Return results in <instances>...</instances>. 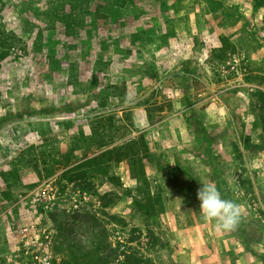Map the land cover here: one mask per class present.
<instances>
[{
  "label": "rangeland",
  "instance_id": "374dc122",
  "mask_svg": "<svg viewBox=\"0 0 264 264\" xmlns=\"http://www.w3.org/2000/svg\"><path fill=\"white\" fill-rule=\"evenodd\" d=\"M2 1V27L20 43L0 68V238L7 246L0 264H65L71 240L86 243L90 237L75 212L94 215L109 230L110 242L153 264H264L235 235L242 231L264 257V132L253 128L249 98L262 87L246 82L264 57V9L255 10L252 0H221L233 13L222 22L205 14L203 4H191L182 12L188 20L174 13L173 35L164 46L155 37L165 30L166 17H174L165 7L172 0H127L122 9L100 0L89 6L97 20L85 16L84 28L73 33L45 15L46 0ZM225 39L234 50L219 58L210 51ZM71 74L80 85L72 84ZM110 85L118 88L111 93ZM140 106L147 117H135ZM100 118L116 130V144L143 134L152 153L194 168L199 189L211 184L222 199L237 203L235 230L218 232L213 220L203 218L199 201L198 210L188 209L172 184L155 175L148 177L163 208L155 223L146 220L130 197L137 196V183L123 163L115 167L121 186L94 180L98 190L118 198L104 211L96 197L60 180L101 152L92 134ZM208 129L210 144L201 133ZM148 230L157 237L154 247Z\"/></svg>",
  "mask_w": 264,
  "mask_h": 264
},
{
  "label": "trees",
  "instance_id": "16d2710c",
  "mask_svg": "<svg viewBox=\"0 0 264 264\" xmlns=\"http://www.w3.org/2000/svg\"><path fill=\"white\" fill-rule=\"evenodd\" d=\"M100 0H46L49 8L45 14L51 18L53 22L59 21L63 23L66 29L71 28V33L82 30L84 28V18L87 15H92L93 20H97V11L89 12L91 3H96ZM253 8L255 10L264 9V0H252ZM112 7L119 9L125 8L127 0H111ZM193 5L203 4L204 12L207 15L215 18H221L222 22H227L233 15L230 12L231 7L224 6L221 0H172L167 3L165 7L174 16L178 15L181 11V16L178 15L180 20H188L187 15L183 10L185 8H192ZM7 12L6 4L0 0V68L1 63L8 57L9 51L20 43L19 38L12 32L4 30L1 20ZM236 14V13H235ZM238 17H241L240 13ZM157 18V17H156ZM174 17H166L165 30L155 39L160 40L162 45L168 44V36L173 35ZM251 37L255 38V33L247 26H242ZM147 41H153L152 35H146L144 31L139 33ZM256 39V38H255ZM234 50V47L225 39L221 41V47L218 49H211L210 52L219 53L217 57L221 58L228 50ZM257 75L248 77L247 83H255L262 87L250 94V104L253 108L255 122L253 128L260 129L264 132V57L262 64L254 67ZM72 76V74H71ZM73 83L77 84L78 76L73 75ZM72 82V81H71ZM117 85H110L108 89L111 91L116 90ZM114 92V91H113ZM97 96V93H94ZM112 97H116L114 93ZM122 97V93L117 98ZM102 107L107 106L105 98L99 101ZM121 103H117L111 108L120 107ZM120 109V108H119ZM123 110L122 108L120 109ZM101 118L98 120L97 125L93 128V144H96L101 151L93 157L87 158L78 162L71 168L67 169L60 176V180L67 184L78 187L80 190L87 192L92 197H96L100 201L101 210H105L115 204L118 198H113L111 191H100L96 188L94 180L100 176L104 181L113 186H121L119 177L115 174V167L123 163L129 176L137 183L136 192L137 196L130 195L136 210L146 220L155 223V217L160 213L163 208L162 197L154 186V181L148 175H155L156 178H163L172 184L177 194L185 201L186 207L191 210H198L197 191L199 189L197 174L191 166L181 164L178 157H174L175 164L171 165L165 158L162 152L152 153L147 141L143 134L138 135L134 139H129L125 142L116 144L115 131L110 127H104L101 124ZM202 130V128H201ZM205 143L210 144L211 138L206 131H202ZM250 137V134L248 135ZM95 138V139H94ZM92 143V142H91ZM184 161L192 162L190 156L186 157ZM86 217V220L84 218ZM75 221L81 220L87 223L89 230V238L87 242L77 239L67 245L68 260L64 261L65 264H153L150 258L141 255V253L131 247L121 244L120 242L109 241V230L105 225L99 221L94 215L87 213L75 212ZM83 218V219H81ZM114 222L121 223L113 216L110 217ZM121 224L124 225L122 222ZM235 235L241 239L245 244L248 252L252 257H257L263 261L264 257L249 247V242L244 239L242 231L235 230ZM147 236L151 240V246L157 243V237L153 231L148 230ZM0 238V256L7 253V246L5 243L1 245ZM133 241H129L132 243ZM3 264V263H1Z\"/></svg>",
  "mask_w": 264,
  "mask_h": 264
},
{
  "label": "clouds",
  "instance_id": "9594fccd",
  "mask_svg": "<svg viewBox=\"0 0 264 264\" xmlns=\"http://www.w3.org/2000/svg\"><path fill=\"white\" fill-rule=\"evenodd\" d=\"M200 213L205 220H213L216 230L233 231L240 220V206L232 200L222 199L211 184H202L197 191Z\"/></svg>",
  "mask_w": 264,
  "mask_h": 264
},
{
  "label": "crops",
  "instance_id": "0c3cea01",
  "mask_svg": "<svg viewBox=\"0 0 264 264\" xmlns=\"http://www.w3.org/2000/svg\"><path fill=\"white\" fill-rule=\"evenodd\" d=\"M238 86H240V85H238ZM198 97H200V96H202L201 94L200 95H197ZM214 96H215V99H217L219 102H220V99H219V96H218V94H214ZM193 97H195V96H193ZM184 98V97H183ZM185 98H189V99H191V95L189 94V93H187V95L185 96ZM158 105H161V101H158V103H157ZM222 110H220V112H221ZM221 114H222V112H221ZM135 117H147V112H146V108H145V106H140V107H138L137 108V110L135 111ZM142 121V120H141ZM208 131H209V129H208ZM207 134H208V136L211 138V133H210V131H209V133L207 132Z\"/></svg>",
  "mask_w": 264,
  "mask_h": 264
}]
</instances>
